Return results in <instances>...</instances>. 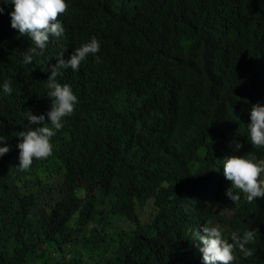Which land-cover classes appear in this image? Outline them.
I'll use <instances>...</instances> for the list:
<instances>
[{
	"label": "trees",
	"instance_id": "obj_1",
	"mask_svg": "<svg viewBox=\"0 0 264 264\" xmlns=\"http://www.w3.org/2000/svg\"><path fill=\"white\" fill-rule=\"evenodd\" d=\"M67 3L65 34L26 65L31 38L0 0V264H203L209 219L226 238L258 228L235 264H264V198L235 204L223 174L229 157L264 158L247 129L264 106V0ZM93 37L99 59L57 78L79 103L53 154L19 168V132L43 126L26 111L50 123L56 57Z\"/></svg>",
	"mask_w": 264,
	"mask_h": 264
},
{
	"label": "clouds",
	"instance_id": "obj_2",
	"mask_svg": "<svg viewBox=\"0 0 264 264\" xmlns=\"http://www.w3.org/2000/svg\"><path fill=\"white\" fill-rule=\"evenodd\" d=\"M4 3L14 5V10L10 13L11 27L18 30L21 36H29L32 41L33 46L23 52L24 64L32 63L34 56L43 55L51 38L59 39L65 34L60 17L69 10L67 0H4ZM3 11L0 7V14ZM99 51L100 43L93 37L76 48L67 61L63 59V53L56 57L57 63L51 66V74L44 83L51 101V110L46 113L50 123H45V115H34L31 111H26L29 127L34 124L43 126L19 132V168L27 170L34 160L47 159L53 154L52 138L62 130L63 122L73 115L79 103L71 86L61 84L57 78L63 75L62 70L78 71L89 55L99 59ZM2 87L4 93L11 95L13 89L10 81H6ZM250 120L251 123L247 126L249 141L257 149L264 148V106L260 103L253 105ZM3 140L4 137L0 136V142ZM9 151V147H0V157ZM223 169L224 177L232 185L225 194L235 204L240 202V194H243L249 204L258 198H264V158L258 159L251 153L232 156L223 162ZM234 189L237 190L236 193ZM202 232L203 235L198 236L200 244L196 247L202 253L203 264H235L237 249L245 258L251 257L253 252L246 246L255 243L260 235L256 228L246 229L242 235L239 230L231 231L230 238H226L225 229L211 219L203 225Z\"/></svg>",
	"mask_w": 264,
	"mask_h": 264
}]
</instances>
